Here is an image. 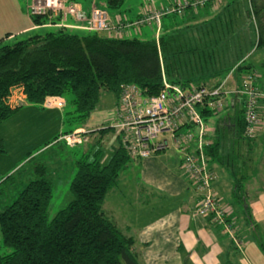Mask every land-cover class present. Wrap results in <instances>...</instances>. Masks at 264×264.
Masks as SVG:
<instances>
[{
    "label": "trees",
    "instance_id": "1",
    "mask_svg": "<svg viewBox=\"0 0 264 264\" xmlns=\"http://www.w3.org/2000/svg\"><path fill=\"white\" fill-rule=\"evenodd\" d=\"M104 1L113 11L121 10L125 2ZM223 3L224 0H209L198 10L189 8L181 15H187L184 23L169 32L161 30L159 37L152 40L89 32L80 35L59 26L60 19L49 13L31 12L36 27L52 28L13 44H7L9 35L0 39V125L23 107L9 104L16 87L22 88L28 103L39 106H44L48 98H61L67 104L66 97L71 95L75 108L72 118L82 123L98 108L103 92L119 99L128 85L139 87L145 97H155L164 89V79L184 89L214 88L222 83L220 78L234 71L239 75L235 90L241 89L242 81L248 77L261 89L255 82L254 65L247 63L255 51L264 48V0ZM208 7L214 11L213 16L199 21L201 9ZM252 23L255 31L250 35ZM262 68L264 71V62ZM212 81L215 85L209 86ZM240 98L245 105V96ZM244 111L243 108L239 115L241 135L245 130ZM201 112L204 119L214 115L207 109ZM111 130L115 129L103 132ZM118 135L120 145L106 163L100 160L101 147L91 161H77L70 185L73 199L51 220L54 186L45 166L35 167L37 178L0 213L3 244L13 250L0 255V264H142L134 251V238L125 235L103 209L121 174L132 159H138ZM217 150L212 145L205 147L207 157L217 154ZM2 152L5 144L0 140ZM236 185L242 187L240 181Z\"/></svg>",
    "mask_w": 264,
    "mask_h": 264
},
{
    "label": "crops",
    "instance_id": "2",
    "mask_svg": "<svg viewBox=\"0 0 264 264\" xmlns=\"http://www.w3.org/2000/svg\"><path fill=\"white\" fill-rule=\"evenodd\" d=\"M34 1L0 0V39L9 35L11 37L7 42H11L18 37L29 36L32 33L52 28L34 25L31 18ZM63 1L66 6L74 5L78 10L88 14L94 8L107 9L108 11L104 0ZM169 4L158 1L155 5L160 8ZM140 12L141 10L130 13V21L143 15L146 10H142L143 14ZM109 14L113 21L127 23L126 19L124 21L119 17L113 18V14L111 12ZM181 18L184 23L187 15ZM67 23L75 25L76 20L71 16ZM175 28L168 29L163 24L161 30L169 32ZM71 30L87 32L81 29ZM157 30L156 27V37L161 32L158 33ZM224 81L227 85L229 79ZM236 84L238 82L227 90H235ZM214 85V83L211 84V86ZM259 87L264 89V86ZM14 93L15 98H22L23 107L8 121L15 119L21 121L28 116V120L31 117L35 120L40 119L41 115L43 118L45 112L40 109L62 113V110L56 108H45L28 103L27 97L22 95V88H16ZM117 104L118 99L114 98L112 107L109 109L110 117H101L96 120L92 114L88 126H77L74 129V132L84 130L90 133L85 143L70 147L62 139V136L60 137L59 140L74 152V157L70 162L69 175L65 177V169L61 167L62 161H58L50 167L40 164L45 166L47 178L51 180L54 187L55 178H59L67 185L71 184L77 172V161L84 158L91 161L100 147L102 148L101 162L109 161L118 149L120 139L115 130L108 133L103 131L112 127L116 119L114 111ZM243 108L244 99L232 95L227 107L221 113L205 118L208 127L206 141L208 145L218 149L217 154L208 157L209 169L216 177L213 190L219 197L221 205L228 211L229 223L234 227L235 238L228 234L224 225L216 223L212 217H201L196 214L195 208L200 193L196 189L194 180L183 171V152L175 146L170 134L164 135L170 143V147L166 151L146 159H132L124 171H129V176L121 174L120 181L118 180L116 187L107 195L103 206L106 215L125 235L134 238V251L138 254L142 264H264L262 251L256 244L257 238L254 235L256 226L264 224V190H259L256 195L254 193L255 197L249 202L252 193L250 185H254L252 178L256 177L253 174L249 175L251 171L247 174L244 173L241 166L231 162L230 157H226L225 154V149L230 148L236 158L238 155L242 157L248 155L250 158L249 151L254 149V141L256 142L259 135L264 136V104L261 103L259 107L262 123L258 135L253 141L246 139L244 133L241 135L239 132L238 110L241 111ZM3 125H0V129ZM183 131L184 133L188 132L189 128L185 127L181 132ZM0 140L5 142V137L1 133ZM191 146L194 148L196 142L191 143ZM108 147L111 152L103 157V150ZM29 148L30 151L26 155H30L35 150V148ZM51 149L49 148V150ZM206 151L208 152V150ZM248 160L243 162L248 163ZM256 179L264 183V179L260 177ZM239 181L242 185L241 188L236 185ZM120 183L123 190L118 188ZM67 196L71 202L73 196L70 188ZM127 197H130V200H127ZM262 249H264V245H262Z\"/></svg>",
    "mask_w": 264,
    "mask_h": 264
},
{
    "label": "built area",
    "instance_id": "3",
    "mask_svg": "<svg viewBox=\"0 0 264 264\" xmlns=\"http://www.w3.org/2000/svg\"><path fill=\"white\" fill-rule=\"evenodd\" d=\"M153 6L134 22H114L107 10L94 8L89 14L78 10L74 5L66 6L63 0H35L32 14H47L60 19L59 26L71 29H81L89 33L114 31L120 33L132 27L155 24L158 33L163 20L169 16H181L189 8L198 10L209 0H178L168 6L157 7V0H147ZM76 20L75 25L67 22L70 17ZM159 36H157L158 38ZM227 80V79H226ZM242 88L227 90L226 81L214 88L200 87L184 89L170 84L164 79V89L155 97H145L139 87L128 85L123 88L117 107L115 122L112 126L122 135L123 144L134 158L146 159L159 154L170 147L169 140L164 137L170 134L175 146L183 152L182 169L195 182L200 193L195 212L201 217H212L224 225L228 234L234 237V227L229 223L228 211L213 190L215 174L209 169L205 147L208 146L207 123L201 110L207 109L214 114L221 113L228 105L232 95L245 96L244 137L255 139L261 127L260 104H264V90L259 89L251 77L242 81ZM19 88V87H16ZM14 88L9 98L12 107L22 105V98H15ZM22 95L24 91L22 90ZM45 108L64 109L66 101L61 98H48ZM190 126L189 132L182 134L181 128ZM87 132L77 131L62 136L70 147L81 145L86 141ZM196 146L192 148L191 143Z\"/></svg>",
    "mask_w": 264,
    "mask_h": 264
},
{
    "label": "rangeland",
    "instance_id": "4",
    "mask_svg": "<svg viewBox=\"0 0 264 264\" xmlns=\"http://www.w3.org/2000/svg\"><path fill=\"white\" fill-rule=\"evenodd\" d=\"M163 2H166L169 4L174 3L178 0H157ZM222 3V1H221ZM226 3V0H224V3ZM153 4H156L153 3ZM144 5V6H143ZM153 5L148 2L147 0H125L123 7L119 11H113L108 10L113 14V18H120L122 20L126 19V22H134L130 21L129 14L142 12V10L148 11L149 8H151ZM107 10V9H106ZM219 10V9H218ZM217 10V11H218ZM90 11V10H89ZM88 11V12H89ZM32 12V10H31ZM108 12V13H109ZM201 15L202 19L199 21L210 19L214 11H212L211 7H208L206 9H201ZM110 15V14H109ZM188 15L190 16L191 13L189 11ZM124 16V18H122ZM111 19V16H110ZM112 20V19H111ZM125 21V20H124ZM116 23V21H114ZM183 23V20L181 16H169L166 17L163 21V24L165 28L172 29L175 28L178 25H181ZM49 31V29H45L43 31H39L38 33H45ZM155 31H156V25H145L141 27H132L126 30H123L120 33H116L114 31H104L101 32L100 35L104 37H119V38H139L142 40H152L155 39ZM250 35L253 34V31H255L254 23L250 25L249 27ZM80 35L87 34V32H78ZM28 36H21L18 37L16 40H13L11 42H7V44H13L17 41H20L22 39H26ZM264 62V48L259 49L253 53V55L248 60L247 64L254 65L256 74H255V82L259 86H264V71L262 68V63ZM229 82L226 85V88H231L238 80L239 75L236 74L234 71L231 72L226 78ZM226 78H220L219 81L223 82ZM212 83H215V81H212L209 85ZM114 95L108 92H103L101 97V102L98 108L94 111L93 116L96 117V120L100 119L101 117H110V111L109 109L112 107V104L114 102ZM72 96L68 95L66 97L67 104L65 109H62V113H59L58 111L50 112L46 109H40V111L45 112L42 118L40 119H34L30 118L28 120L29 116L25 119L18 121L17 119L13 121H5L3 127L0 129V133L2 136L5 137V152L0 153V213L4 211L9 205H11L17 198L20 192L26 187V185L32 181L35 180L37 177L34 173V168L40 164L43 165H53L57 163L58 161H62L61 167L65 169V177L66 175H69L70 169H71V160L74 157V152H72L65 143L61 142L59 139L63 135L71 134L74 132V129L77 126H88L89 121L86 122H78L73 120L74 116V106L71 103ZM235 114V113H234ZM238 114L240 115V109L238 110ZM108 117V118H109ZM216 117V116H215ZM213 117V118H215ZM115 121V120H114ZM1 124V125H2ZM87 132V131H86ZM90 133L87 132L86 137ZM85 143V141H84ZM67 144V143H66ZM254 149L249 151L250 158L248 155L239 156L236 158V155H233L232 150L230 148H226L225 153L226 157H230L231 162H235V164L241 166L243 169V172L249 174L250 176L255 175L256 178L260 177L261 179H264V136L259 135L256 139V142L254 141ZM29 147H32L31 149H34L30 155H26L28 151H30ZM49 148H52L49 150ZM111 152L110 148L103 150V157L106 154H109ZM38 156L36 159H33L34 157ZM24 157V158H22ZM249 158V160H248ZM22 159V160H20ZM245 159V160H244ZM32 160V161H31ZM237 160V161H236ZM248 160V163H244L243 161ZM75 167V166H74ZM123 176L128 177L129 171L123 172ZM252 178V182L254 185L251 188V194H250V200L255 197L257 192L261 189L264 190V183H262L260 180ZM55 187H54V193L53 198L50 204L49 209V218L50 220L62 209H64L69 203L71 199H67V192L69 191L70 185H67L64 183V181L60 180L59 178H55ZM120 181V180H119ZM72 182V181H71ZM123 182V179H122ZM249 182V181H248ZM247 182V183H248ZM250 183V182H249ZM123 190L122 184L120 183L119 187ZM255 193V195H254ZM252 197V198H251ZM230 199V198H229ZM127 200H130V197H127ZM233 200V199H232ZM234 201V200H233ZM128 211H133L132 209H127ZM255 237L257 238V245L260 246L261 253L263 254L264 258V249H262V245H264V224H260L259 226H256V230L254 232ZM12 249L5 247L3 244L1 231H0V255H8L12 253ZM264 260V259H263Z\"/></svg>",
    "mask_w": 264,
    "mask_h": 264
}]
</instances>
